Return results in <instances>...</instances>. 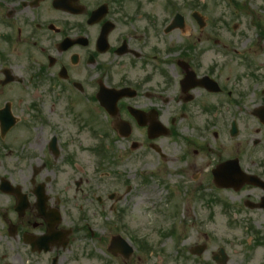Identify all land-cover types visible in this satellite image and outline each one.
<instances>
[{"label": "flooded vegetation", "instance_id": "flooded-vegetation-1", "mask_svg": "<svg viewBox=\"0 0 264 264\" xmlns=\"http://www.w3.org/2000/svg\"><path fill=\"white\" fill-rule=\"evenodd\" d=\"M61 1L67 8H55L54 0H0V110L9 103L16 117L0 133V199L8 202L0 208V221L7 236L23 244L22 264H64L63 253L78 233L94 237L84 233L93 226L89 211L105 210L98 215L106 220L122 216L121 191L106 188L105 182L129 174L81 169L79 143L64 137L70 130L88 128L91 138L98 124L125 150L160 160L171 138L169 145L179 152L170 158L181 163L173 168L220 192L240 195L244 207L264 204V57L255 62L244 54L245 69L227 71L223 64L234 65V59L214 56L225 49L238 57L246 43L220 42V19L202 11L203 25L194 21V27L198 39L205 36L206 47L190 40L163 44L167 34L187 31V17H192L191 11L183 13L182 27L168 32L175 0H163V7L173 8L162 11L160 0ZM261 30L254 47L264 56ZM22 53L29 79L14 73ZM25 78L40 91L27 93L17 115L3 97L12 87L25 91ZM22 131L24 137L17 134ZM177 132L186 138L176 140ZM241 176L253 184H241ZM4 180L10 185L6 193ZM216 180L239 190L217 188ZM120 183L125 186V180ZM103 226L106 259L92 255L98 264H143L138 248L129 256H112L107 249L112 227ZM180 259L191 261L184 254Z\"/></svg>", "mask_w": 264, "mask_h": 264}, {"label": "rangeland", "instance_id": "rangeland-1", "mask_svg": "<svg viewBox=\"0 0 264 264\" xmlns=\"http://www.w3.org/2000/svg\"><path fill=\"white\" fill-rule=\"evenodd\" d=\"M176 1L180 3L182 0ZM200 2L204 4L206 10L214 11V16L218 15L220 17L218 26L220 27L222 42L240 40L247 43L244 47H239L238 57L230 55L231 50H226V53L221 51L220 54L214 56L220 61L234 59V65L232 63L223 64L227 71L234 72V70H237L239 73L243 68L245 69L241 59L244 54L254 57L255 62L258 58L264 57L260 55L253 44H250L256 39L259 25L264 26V0H233V2L240 5L236 8L225 0H200ZM159 3L162 11L164 9L163 0H160ZM187 26L188 29L184 33L173 31L167 34L163 44H176L188 39L198 46L206 47L205 36L203 35L204 37L201 40L198 39L200 34L196 31L192 21L189 20ZM253 50H256L257 53ZM229 51L230 53L227 54ZM18 56L19 61L14 68V73L26 77L28 75L25 73L27 65L23 53L18 54ZM207 57H212V55L208 54ZM24 90L22 88L20 90L13 89L12 87L3 97L4 100L11 101L13 111L17 115H21L25 108V101L28 100L27 93L31 90L40 91V88L32 86L28 88L27 86ZM19 99L21 100L19 101ZM95 127L101 128L98 124ZM177 127L180 126L177 125ZM87 130L88 128H79L64 133L65 138L73 137L76 143H79L78 164L81 169L86 170L95 168L96 160L94 154L87 151V147L96 142L93 137L90 138ZM180 130L184 132V128H180ZM105 131L107 132V130ZM17 134H20L21 137L25 136L23 131L17 132ZM165 141L167 155L163 160L149 154L139 157L137 150H129L128 148L125 150L121 142H117V144H114L111 153V155H115L111 158V161H117V164H107L103 167L107 171H124L129 174L125 177V180L129 182L131 188H125L124 185H121V179L114 182L115 179L111 180V178L108 182L106 180L105 187L113 189L118 185L121 191L120 207L125 210L124 221L127 225V234L146 240L157 251L149 259L143 257V264H196L192 260L182 261L179 258L172 237L163 239L161 233L173 225L180 229L182 238L185 239L180 243L182 249L202 243L203 237H205L204 234H209L208 240H210L207 241V251L202 256L205 259L204 261H208L211 253L223 246L228 255L229 264H264V245L255 244V237L248 231L246 225L251 222L247 221L248 218L252 219L254 223L251 222L252 225L264 236V212L261 210H245L239 216L240 219H243L241 223L230 225L228 218L222 214L219 207L211 206L212 204L206 200L197 198L196 193L199 190L198 185L203 180L202 178L193 177V174H188L187 177L178 176L175 173L177 169L173 166H177L180 162L173 163L170 155L171 157L178 155V146L169 145L171 138ZM2 152V156L5 157L3 161L6 164L8 155L5 154V151ZM141 166L145 170L143 171V179L138 176ZM2 170L3 167L0 165V172ZM134 173L137 174L136 177L131 176ZM144 177L147 179L145 180ZM140 180L143 182L139 183ZM223 194L227 201L231 198L237 200L239 198L229 192H223ZM172 195H176V197L173 199ZM0 201L2 203L0 208H5L7 205L6 198H2ZM174 203L177 205V211L175 212L173 211L175 209ZM92 223L91 230L84 233L93 232L94 236L99 238L102 249L105 250V235L107 233L104 232L105 227L101 224L102 221L96 213L92 216ZM112 232L115 233L113 228ZM96 243H98L96 239L78 233L72 246L63 253L61 261L64 264H98V261L92 257V251L99 252L98 249H95ZM25 260L26 255L23 244L8 238L6 236V226L0 221V264H22Z\"/></svg>", "mask_w": 264, "mask_h": 264}, {"label": "water", "instance_id": "water-1", "mask_svg": "<svg viewBox=\"0 0 264 264\" xmlns=\"http://www.w3.org/2000/svg\"><path fill=\"white\" fill-rule=\"evenodd\" d=\"M201 250V249H200Z\"/></svg>", "mask_w": 264, "mask_h": 264}]
</instances>
